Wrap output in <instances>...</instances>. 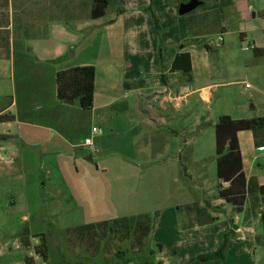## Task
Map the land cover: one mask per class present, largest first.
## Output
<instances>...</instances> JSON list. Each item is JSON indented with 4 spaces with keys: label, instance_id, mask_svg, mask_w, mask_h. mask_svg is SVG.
Here are the masks:
<instances>
[{
    "label": "crops",
    "instance_id": "crops-1",
    "mask_svg": "<svg viewBox=\"0 0 264 264\" xmlns=\"http://www.w3.org/2000/svg\"><path fill=\"white\" fill-rule=\"evenodd\" d=\"M189 1L174 0L167 9L166 0H123V5L145 7L148 12L152 9L161 30L157 34L150 28L138 35L132 27H123L118 71L125 92L114 95L106 82L117 72L118 63H112L106 75L101 67L75 59L73 51L82 28L97 21L90 19L92 0L82 15L86 0H0V181L5 166H14L15 178L22 182L20 207L24 210L35 205L40 188L48 189L47 208L56 225L65 229L148 214L151 230L146 253L140 262L126 264H254V245L259 241L264 244L256 230L264 211V135L252 131L236 134L242 164V176L234 184L236 193L242 195L237 208L218 197V190L230 183L217 179L216 156L217 185L215 192L208 194L203 177L198 171H188L187 160L181 159L180 153L190 137L193 147L203 144L198 139L202 129H198L197 118L205 124L210 121L215 143L214 126L219 117H264L259 114V109L264 112V42L249 47L252 56L241 69L253 82L247 101L235 103L232 111L210 117L208 122L204 116H194L187 126L180 123V104H188L195 96L196 103L211 105L214 94L230 83L223 82L225 74L209 62L211 48L204 34L217 29L226 35V10L233 9L239 16L251 11L256 20L264 21V7L258 0H198L200 10L194 11L197 7L184 20L177 19L182 16L179 6ZM213 16L218 23L215 28ZM146 21L151 25L149 17ZM243 38L241 34L240 40ZM180 53L190 58L187 78L171 69ZM86 65L95 68L93 107L83 110L75 101H58L57 72ZM120 100L124 101L119 104ZM218 100L222 103L223 96ZM93 128L97 131L92 132ZM86 139L91 140L90 145L84 143ZM175 139L179 145L173 148L170 143ZM80 159L89 163L81 167L83 171ZM25 163L36 165L29 175L22 171ZM101 179L105 193L99 190ZM141 179L137 191L134 182ZM250 180L253 183L248 191ZM101 194L106 202L96 199ZM87 198L95 201L91 209L84 204ZM11 204L15 206V201ZM223 213L234 214L229 223L220 220ZM30 217L36 214L22 219ZM73 220L77 223L69 224ZM36 234L43 233L22 235L21 247L29 249L30 238L38 240L33 237ZM226 235L233 240H228L225 262L197 260L199 255L217 250ZM44 241L45 262L36 253L23 259H40L34 264H99V255L92 257L84 248H80V259L69 261L53 245V239L44 235Z\"/></svg>",
    "mask_w": 264,
    "mask_h": 264
},
{
    "label": "rangeland",
    "instance_id": "rangeland-1",
    "mask_svg": "<svg viewBox=\"0 0 264 264\" xmlns=\"http://www.w3.org/2000/svg\"><path fill=\"white\" fill-rule=\"evenodd\" d=\"M173 1L174 0H166L167 9L171 8V3ZM258 1H262V5L264 7V0ZM85 4L86 7L82 9L81 15L84 14V12H86V10L90 7L91 0H86ZM144 8H138L133 4L123 5L120 4L118 0H110V4L106 8L105 15L100 20L93 22L90 26L85 25V27L82 28L81 35H78L79 42L75 45L76 47H73V51L76 53L75 59L80 57V61H86L90 64L98 66V68L101 67V70H99L104 72L106 75L109 74V66L114 62L118 63L115 67V71L118 72V78H114L117 74V72H115L114 75L111 76L110 80L106 82V85L110 86L109 89L113 91L114 95H119L125 92L123 91L119 79V71L121 72L119 65L123 56V27L126 25L127 27H132L133 31L138 33V35L142 33L146 34L145 30H149L150 28H152V31L155 33L161 30V28L158 27L159 23L157 18H155L152 13L153 10L151 9L149 13L148 9ZM200 9L201 7H198L194 11ZM242 12L240 11V13ZM254 12H256V8H254ZM186 16L187 14L176 17L177 19L184 20ZM147 17H149L151 25L147 23ZM167 21L168 17L166 22ZM129 23L130 25H128ZM212 24L214 28L218 26L215 16H213ZM223 25V29L226 30L225 36L217 29H212L204 35L211 48V51L208 53L209 62L216 70L225 74L226 78L223 79V82L230 83L223 85L220 92L214 94L211 99V105L198 103V101L196 103L194 101L195 96L189 99L188 104H184L182 102L180 104V108L183 116L180 123L185 126L192 123L194 116H204L206 117L204 121L208 122L207 120L210 117L214 118L217 114L230 112L232 111V105L239 103L243 99L247 101L248 94L253 93V82L250 78L243 75L244 72L241 69L243 68L244 63L248 62L247 59L252 56V51L246 50L245 48L247 47L249 49L250 46L254 45L260 46L264 42V21H261L259 18L256 20L252 16L251 11H245L242 16H239L235 10L229 9L225 11ZM241 34L244 35L242 41L240 40ZM220 37L223 38V42H221ZM227 45L231 46L230 50L225 49V46ZM130 50L132 51L131 48ZM157 57L159 58V52ZM221 73L217 72L218 75ZM181 77L187 78V75L185 76L182 74ZM209 80H212L215 83L220 82V80L216 78H210ZM219 96H223L222 103L218 100ZM120 101L121 102H119V104H121L124 100ZM247 103L248 102L245 104L249 108L250 104ZM209 107L212 108L211 111L208 110ZM259 114H264V112L262 113V110L259 109ZM209 122L205 124L201 119L197 118L198 129H202L200 134L201 137L199 136L198 139H202L203 144L199 143L198 146L193 147V139L192 137L188 138V136L187 138L190 142L187 143L186 146L182 147V152L180 153L181 159L185 160L186 158L187 160L186 167L188 171L191 173L192 171H198L199 175L203 177L204 186L208 194L214 193L217 185V179L215 176V143L213 140V131L212 128H210ZM93 125L97 127V123H93ZM210 133L211 138H209ZM170 145H172L173 148H176L179 145L178 139H175V141L173 140ZM94 164L92 163L90 166L95 167ZM87 165H89V163L84 160L81 161L80 159V168L82 166L86 167ZM35 166L36 165L25 163L22 171L25 175H29L32 171L31 169ZM5 167V176L0 181V264H34L39 262L40 259L38 258L34 259L31 257V262L28 263H26L25 259H23L24 255L34 257L36 252L33 248L34 246L39 245V239L30 238V248L24 249L22 248L23 245L21 247L20 238L22 235L28 234V232L29 234L43 233L47 236L48 240L53 239V245L55 243L54 246L64 252L67 260L75 261L76 259H80V247L77 243L71 244L66 238L67 230L77 227L65 229L62 226L56 225L54 216L50 214L49 208H47L48 200L50 199L48 196L49 190L40 188L35 193V205L30 209L28 207H26V210L22 209L20 207L22 182L20 180H16V170L14 166ZM83 170V168L80 169V171ZM81 182L82 181L80 180V183ZM141 183L142 179L139 183L134 182V186L137 191H139L138 185ZM172 187L173 186L171 185V190H173ZM99 190L101 193L106 192V184L103 179L100 180ZM138 193L141 195V192ZM103 196L104 194H101L99 197H96V199L99 198L101 203L104 201L106 202V197ZM197 197H200V195L198 194ZM12 201H15V206L11 204ZM84 204L88 209H91L95 204V201L91 198H87L84 201ZM31 213L36 214V217H30V219L25 220L22 219L23 216L29 218ZM70 215H72V213H70ZM233 216L234 214L232 213H223L220 220L229 223ZM239 218L240 217H238V219ZM72 223L76 224L77 221H69V224ZM256 230L257 234L262 237L263 233L260 222L257 224ZM75 236L76 235L74 234L72 238L73 240H75ZM228 239L232 238L228 237ZM262 239L263 237L260 238V240ZM254 246L256 250L253 258H251V262L254 264H264V244L262 241L261 243L259 241V243H256ZM96 261L99 264H105L106 255L100 253ZM108 263L110 264L111 262Z\"/></svg>",
    "mask_w": 264,
    "mask_h": 264
},
{
    "label": "trees",
    "instance_id": "trees-1",
    "mask_svg": "<svg viewBox=\"0 0 264 264\" xmlns=\"http://www.w3.org/2000/svg\"><path fill=\"white\" fill-rule=\"evenodd\" d=\"M118 2L123 4V0H118ZM109 4L110 0H92L90 19H101ZM171 69L189 75L191 72L189 55L187 53L176 55ZM94 81L95 68L90 65L59 71L55 76L56 98L60 102L75 101L81 109L90 110L94 101ZM240 131H252L256 136L258 134L263 137L264 117L233 120L229 116H221L214 126L216 176L218 180L230 183L228 188L218 190V197L236 208L238 200L242 197L241 194L236 193L234 187L236 178L242 176V164L236 137ZM183 169L185 170L184 166ZM248 183V191H250L253 182L250 180ZM259 219L264 237V211L260 212ZM150 230L151 218L148 214H142L117 218L95 225L80 226L67 230L66 234L71 244L77 243L92 257L103 253L106 255V262H111L110 264H126L131 261H141L142 256L146 253L144 251L145 244ZM74 234L76 235L75 240L72 239ZM33 237L40 240L35 252L45 262L44 235L36 234ZM228 237L229 235L225 236L224 242L217 250L199 255L197 260L225 262ZM25 261L28 263L27 258Z\"/></svg>",
    "mask_w": 264,
    "mask_h": 264
},
{
    "label": "water",
    "instance_id": "water-1",
    "mask_svg": "<svg viewBox=\"0 0 264 264\" xmlns=\"http://www.w3.org/2000/svg\"><path fill=\"white\" fill-rule=\"evenodd\" d=\"M201 2L198 0H190L188 3L181 4L178 9L179 15H185L191 11H193L195 8H197ZM73 101H67V103H72Z\"/></svg>",
    "mask_w": 264,
    "mask_h": 264
},
{
    "label": "built area",
    "instance_id": "built-area-1",
    "mask_svg": "<svg viewBox=\"0 0 264 264\" xmlns=\"http://www.w3.org/2000/svg\"><path fill=\"white\" fill-rule=\"evenodd\" d=\"M246 50H248V48H245ZM97 131V129L96 128H93L92 129V132H96ZM84 143L86 144V145H90L91 144V140L90 139H86L85 141H84Z\"/></svg>",
    "mask_w": 264,
    "mask_h": 264
}]
</instances>
